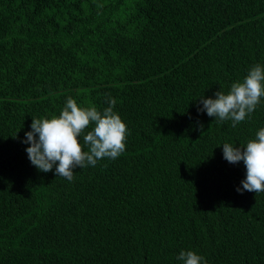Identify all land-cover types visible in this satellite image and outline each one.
I'll list each match as a JSON object with an SVG mask.
<instances>
[{"label":"trees","instance_id":"obj_1","mask_svg":"<svg viewBox=\"0 0 264 264\" xmlns=\"http://www.w3.org/2000/svg\"><path fill=\"white\" fill-rule=\"evenodd\" d=\"M256 64L264 0H0V264H264V192L238 193L222 151L255 139L264 98L236 127L197 112ZM68 97L114 98L128 129L72 182L21 142Z\"/></svg>","mask_w":264,"mask_h":264},{"label":"clouds","instance_id":"obj_2","mask_svg":"<svg viewBox=\"0 0 264 264\" xmlns=\"http://www.w3.org/2000/svg\"><path fill=\"white\" fill-rule=\"evenodd\" d=\"M215 98H197L208 117L223 123L230 120L232 127L250 117L264 98V66L253 65L242 81L234 82L227 93L217 91ZM108 107L102 111L95 105L81 107L68 97L58 116L32 118L30 131L21 141L29 146L25 149L31 164L39 171L72 182L74 169L96 166L102 159L115 160L126 150L128 129L113 108L117 101L107 100ZM82 138V143H81ZM223 158L230 164L243 162L245 178L237 187L243 191L259 194L264 192V127L255 133V139L245 146L224 143ZM87 148V150H85ZM183 264H207L205 258L191 250H181L176 257Z\"/></svg>","mask_w":264,"mask_h":264}]
</instances>
